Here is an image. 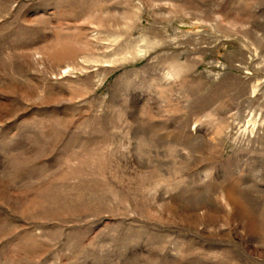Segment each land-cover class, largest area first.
I'll return each instance as SVG.
<instances>
[{"label": "rangeland", "instance_id": "obj_1", "mask_svg": "<svg viewBox=\"0 0 264 264\" xmlns=\"http://www.w3.org/2000/svg\"><path fill=\"white\" fill-rule=\"evenodd\" d=\"M0 264H264V0H0Z\"/></svg>", "mask_w": 264, "mask_h": 264}]
</instances>
